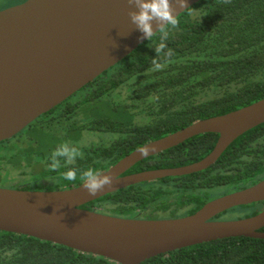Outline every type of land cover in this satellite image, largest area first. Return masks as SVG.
<instances>
[{"label": "trees", "instance_id": "obj_1", "mask_svg": "<svg viewBox=\"0 0 264 264\" xmlns=\"http://www.w3.org/2000/svg\"><path fill=\"white\" fill-rule=\"evenodd\" d=\"M178 21L166 41L173 55L161 59L162 70L152 71L160 42L157 34L15 138L0 143V187L27 191L78 187L82 171L90 167L106 171L149 142L264 99V0H202ZM87 135L85 144L77 146L82 156L67 166L61 159V167L51 169V153L58 145L76 146L77 139ZM93 136L101 142L91 141ZM218 138V134L194 137L138 163L126 175L197 163L213 151ZM69 168L77 169L74 181L63 178ZM263 180L264 124L238 138L205 171L134 185L82 208L119 218L177 219ZM219 189L227 190L216 192ZM263 208L264 202L243 206L214 220L229 212L238 213L236 219L250 218ZM0 264L116 263L0 232ZM142 264H264V239L202 243Z\"/></svg>", "mask_w": 264, "mask_h": 264}, {"label": "water", "instance_id": "obj_2", "mask_svg": "<svg viewBox=\"0 0 264 264\" xmlns=\"http://www.w3.org/2000/svg\"><path fill=\"white\" fill-rule=\"evenodd\" d=\"M201 1L187 0L188 8L180 10L179 16ZM128 12L127 0H27L0 12V143L17 136L148 41L141 39L143 34ZM262 124L264 99L196 121L147 143L103 171L117 179L95 196L88 194L84 182L57 191L0 187V232L65 246L116 264H142L223 239H264V209L250 218L214 220L232 209L263 203L264 180L177 219L119 218L82 208L134 185L205 171L238 138ZM204 134L219 138L201 161L126 175L138 163Z\"/></svg>", "mask_w": 264, "mask_h": 264}, {"label": "clouds", "instance_id": "obj_3", "mask_svg": "<svg viewBox=\"0 0 264 264\" xmlns=\"http://www.w3.org/2000/svg\"><path fill=\"white\" fill-rule=\"evenodd\" d=\"M225 2L228 3L230 0H225ZM127 3L129 5L128 15L130 21L143 34L141 39L147 38L150 41L155 35L159 34L160 42L155 48L157 55L152 60V71L162 70L164 65L161 63V59L170 58L173 55V50L168 48L166 44L169 31L178 27V16L180 10L184 11L188 8L187 0H127ZM80 156H82V153L77 146H74L71 142L61 143L51 153L50 167L52 170L59 169L61 159L65 161L66 166L71 165ZM62 175L64 179L74 181L77 178V169L69 168ZM80 178L90 196H95L105 188H111L114 180L117 179L113 175L105 174L92 167L82 171ZM54 213L56 212L54 211Z\"/></svg>", "mask_w": 264, "mask_h": 264}, {"label": "rangeland", "instance_id": "obj_4", "mask_svg": "<svg viewBox=\"0 0 264 264\" xmlns=\"http://www.w3.org/2000/svg\"><path fill=\"white\" fill-rule=\"evenodd\" d=\"M115 100H116V99H115ZM115 100H114V101H115ZM87 137H89V136L87 135V136H84L83 138H78V139H77L78 142H76V146H78V147H82V145L85 144ZM96 139H97V136H96V137L93 136V138H92L91 141H96ZM91 141H89V142H91ZM87 144H88V143H87ZM12 175L15 176V177H17L18 173L13 171V172H12ZM17 178H18V177H17ZM21 178H22V177H21ZM20 180H23V179H20ZM20 180H19V181H20ZM6 188H8V187H6ZM226 190H227V189H219V190L216 191V192H218V193H222L223 191H226ZM218 193H216V194H218ZM236 217H238V213L233 214L232 212H229V213H227L226 215L222 216L219 220H220V221L233 220V219H236Z\"/></svg>", "mask_w": 264, "mask_h": 264}, {"label": "flooded vegetation", "instance_id": "obj_5", "mask_svg": "<svg viewBox=\"0 0 264 264\" xmlns=\"http://www.w3.org/2000/svg\"><path fill=\"white\" fill-rule=\"evenodd\" d=\"M27 0H0V12L6 10V9H9V8H12V7H15V6H18L20 4H23L24 2H26ZM82 90V89H81ZM78 93V92H77ZM63 104V103H62ZM57 108V107H56ZM55 109V108H54ZM53 109V110H54ZM52 111V110H51ZM50 111V112H51ZM47 114V113H46ZM45 115V114H44ZM43 116V115H42ZM40 118V117H39ZM30 126V125H29ZM28 128V127H27ZM25 130V129H24ZM23 130V131H24ZM20 134V133H19ZM18 134V135H19ZM96 135V134H94ZM16 137V136H15ZM13 137V138H15ZM12 138V139H13ZM11 140V139H10ZM8 141V140H7ZM96 142L97 144L101 142V138L97 137L96 139ZM264 209V208H263Z\"/></svg>", "mask_w": 264, "mask_h": 264}]
</instances>
